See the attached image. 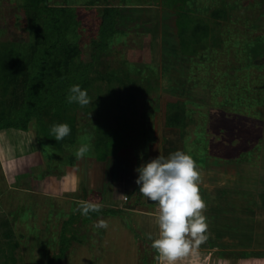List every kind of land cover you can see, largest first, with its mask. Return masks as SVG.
<instances>
[{"label":"rangeland","instance_id":"1","mask_svg":"<svg viewBox=\"0 0 264 264\" xmlns=\"http://www.w3.org/2000/svg\"><path fill=\"white\" fill-rule=\"evenodd\" d=\"M47 2L71 20L64 38L79 52L71 69L87 73L91 103L66 99L23 126L0 128V264H138L143 249L150 255L159 209L140 194L135 169L189 151L196 139L208 148L246 143L245 152L215 164L208 155L199 168L209 227L180 264H264V56L253 57L264 49V0ZM27 4L0 0L8 48L0 50V118L10 120L21 113L12 100L22 78L11 71L26 63ZM104 8L113 22L106 38L98 34ZM196 25L204 31L193 34ZM61 123L71 133L57 141L51 127ZM82 143L92 148L77 159ZM86 201L101 211L83 215Z\"/></svg>","mask_w":264,"mask_h":264},{"label":"trees","instance_id":"2","mask_svg":"<svg viewBox=\"0 0 264 264\" xmlns=\"http://www.w3.org/2000/svg\"><path fill=\"white\" fill-rule=\"evenodd\" d=\"M27 1L28 4L25 7V14L29 20L31 28L29 32L31 42L27 45L25 50L26 63L23 71H11L14 75L20 74V78H22L20 80L21 92H19L12 100V106H17L14 107L13 113L19 106L21 113H15L12 120H10V118H0V128L23 126L30 115L37 116L39 112L45 108H63L62 105L69 95L70 87L78 84L83 88L86 85L87 73L83 71L81 74L77 73L76 70L73 71L71 69L74 68L73 60L78 57L79 52L76 46L71 45L64 38L65 32L69 29L68 25L71 22V20H69L64 23L60 20L59 14L65 13V9L54 8L47 2V0ZM216 13L217 11H214L212 15H215ZM102 15L103 17L98 26V34L101 35L102 38H106L109 34L108 26L112 25L113 22L108 8L103 9ZM71 17L73 16L71 15ZM181 18L186 17L181 15ZM200 27H198V25L194 26L192 33L196 34L199 30L204 31V27ZM184 30V28H180L179 34L181 35ZM105 44L106 42L104 41L103 45ZM7 49V47L0 45V50L7 51ZM261 53H257L253 57L264 56V49H262ZM16 55L20 54L17 53ZM8 63L7 68L9 69L13 62L10 63V60H8ZM262 66H264V62L261 64V67ZM69 72L74 73V76L70 81V86L61 89L64 85L65 77ZM54 85H56L58 89H53L52 87ZM180 112L181 109L178 107L176 109L175 107L174 111L168 116L169 124L172 125V123H175ZM18 113L20 115H18ZM15 116L20 117L16 118ZM236 125L237 131L238 124ZM227 126V124H224L221 129L229 130ZM196 140L194 141L195 143H193L194 147L189 151H186V153L190 154L196 160L199 168H204L205 159L208 155L212 158L213 164H215L216 160L220 159L229 160L240 158L245 152V150H241V147L246 143H243V145L234 143L232 145L230 141L226 143L218 141L217 143H211L208 148L206 147V144L202 146L200 139ZM240 140L246 141L248 139L243 137ZM196 143H199V146H195ZM216 148H219L220 150L217 151ZM108 213L113 214L114 212L109 211ZM207 244L209 249L214 247L210 242H207ZM149 253L150 255H148V252L143 249L138 264H152V262L158 257V254L151 245ZM259 255L261 256V254ZM147 260L151 262L148 263Z\"/></svg>","mask_w":264,"mask_h":264},{"label":"clouds","instance_id":"3","mask_svg":"<svg viewBox=\"0 0 264 264\" xmlns=\"http://www.w3.org/2000/svg\"><path fill=\"white\" fill-rule=\"evenodd\" d=\"M67 102L84 107L91 100L87 90L77 84L70 87ZM51 133L60 141L70 135L71 127L67 123L54 124ZM83 139L90 140L91 137ZM91 148L90 143H82L75 152L76 158H84ZM135 171L139 174L135 183L140 186V194L159 209L158 238L153 240L151 235L148 236L152 240L151 247L158 254L161 264H180L206 239L209 227L205 215L207 204L200 192L202 178L197 162L190 154L178 150L167 158L159 155ZM101 208L100 203L86 201L80 210L87 216L89 212L101 211ZM97 226L106 228L107 222L101 220Z\"/></svg>","mask_w":264,"mask_h":264},{"label":"crops","instance_id":"4","mask_svg":"<svg viewBox=\"0 0 264 264\" xmlns=\"http://www.w3.org/2000/svg\"><path fill=\"white\" fill-rule=\"evenodd\" d=\"M154 205H155V204H154ZM150 220H152L151 223H153V222H155V221L157 222V219H156V218L154 219V217H151ZM153 227H154V226H153ZM153 229H154V232H155L153 238L156 239V238H158V234H159L158 223L155 224V227H154Z\"/></svg>","mask_w":264,"mask_h":264},{"label":"water","instance_id":"5","mask_svg":"<svg viewBox=\"0 0 264 264\" xmlns=\"http://www.w3.org/2000/svg\"><path fill=\"white\" fill-rule=\"evenodd\" d=\"M145 202H146L147 204H155L154 202L148 200L147 198H145Z\"/></svg>","mask_w":264,"mask_h":264}]
</instances>
